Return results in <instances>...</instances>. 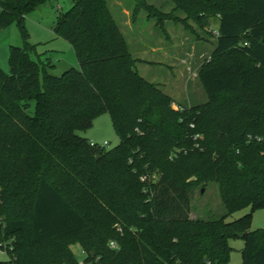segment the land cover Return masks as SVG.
<instances>
[{
  "label": "trees",
  "instance_id": "1",
  "mask_svg": "<svg viewBox=\"0 0 264 264\" xmlns=\"http://www.w3.org/2000/svg\"><path fill=\"white\" fill-rule=\"evenodd\" d=\"M48 1L0 0V30L15 22L25 36V17ZM72 1L54 32L78 68L52 75L25 40L0 67V264H227L236 239L241 264H264V231L250 230L264 210V0H172L186 19L218 17L197 74L207 102L177 110L135 69L147 62L107 0ZM102 115L119 139L109 150L80 134ZM206 183L225 214L190 218Z\"/></svg>",
  "mask_w": 264,
  "mask_h": 264
},
{
  "label": "rangeland",
  "instance_id": "2",
  "mask_svg": "<svg viewBox=\"0 0 264 264\" xmlns=\"http://www.w3.org/2000/svg\"><path fill=\"white\" fill-rule=\"evenodd\" d=\"M107 2L113 18L128 42L131 54L134 58L139 57L147 62L137 63L135 69L145 80L157 84L173 99L172 108L177 110L199 107L207 102L197 74L201 66L210 60L213 52L218 17H203L198 22L186 19L183 12L174 9L172 0H145L158 14L154 11L149 13L144 9L134 12L135 3L131 0ZM72 5V0H50L42 4L25 17V36L24 31L22 32L15 22L3 27L0 30V67L5 72L8 71L9 48L23 46L25 40L35 47V54L32 55L34 59L39 57L43 63H49V72L52 75L60 77L67 70L78 68L72 46L54 32L58 15L70 10ZM80 134L97 145L106 142L104 148L107 150L119 143L107 115L96 118L92 127ZM192 192L190 218L213 220L225 214L217 184H199ZM249 213V208L236 211L226 221H235ZM250 230L264 231V210L252 212ZM230 247V260L227 264H241L240 250L243 241L231 240ZM71 249L79 261L84 260L85 254L79 245H73ZM6 259L5 251L0 252V261Z\"/></svg>",
  "mask_w": 264,
  "mask_h": 264
},
{
  "label": "built area",
  "instance_id": "3",
  "mask_svg": "<svg viewBox=\"0 0 264 264\" xmlns=\"http://www.w3.org/2000/svg\"><path fill=\"white\" fill-rule=\"evenodd\" d=\"M107 145V143L106 142H104L103 143V145H97L96 143H94V142H90V146L91 147H93V146H99V147H105ZM130 162V161H129ZM141 179L143 180V181H146V177L145 176H141ZM111 247H115V244L112 242V244H111Z\"/></svg>",
  "mask_w": 264,
  "mask_h": 264
},
{
  "label": "water",
  "instance_id": "4",
  "mask_svg": "<svg viewBox=\"0 0 264 264\" xmlns=\"http://www.w3.org/2000/svg\"><path fill=\"white\" fill-rule=\"evenodd\" d=\"M245 236V235H244Z\"/></svg>",
  "mask_w": 264,
  "mask_h": 264
}]
</instances>
